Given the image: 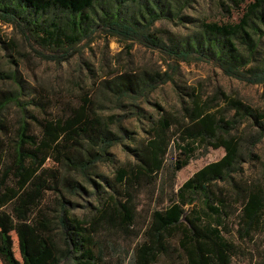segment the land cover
I'll return each instance as SVG.
<instances>
[{
    "label": "trees",
    "instance_id": "obj_1",
    "mask_svg": "<svg viewBox=\"0 0 264 264\" xmlns=\"http://www.w3.org/2000/svg\"><path fill=\"white\" fill-rule=\"evenodd\" d=\"M191 1L0 0V22L16 27L43 59L67 62L83 42L102 36L125 42L128 48L140 43L157 49L167 56L168 67L125 69L104 77L93 98L84 95L77 104L69 102L57 116L51 98L37 96V91L24 102L23 84L0 88L3 264H109L107 250H115L117 236L142 237L133 249V264H158L163 257L175 256L182 264H230L238 250L226 235L232 232L228 219L235 203L239 238L251 239L256 231H264V169L252 181L243 176L244 164L264 137V111L220 88L206 96L176 78L183 62H212L230 77L264 86V0H231L242 8L238 21L201 20L192 32L166 40L156 22L191 19L183 14ZM3 44L13 47L14 40ZM170 81L179 110L150 116L147 135L139 140L122 125L121 115L102 110L110 100L140 119L138 103ZM11 104L20 112L17 123L7 115ZM244 121L258 126L256 131L240 130ZM126 138L133 160L119 164L113 178L106 177L99 165L114 163L111 149ZM174 142L196 143L204 151L222 147L225 154L194 172L167 205L151 210L145 229L136 231L138 192L157 180ZM188 161L175 165L173 173ZM50 192L55 196L45 203ZM83 192L93 196L89 215L74 212L76 197ZM198 199L217 215V223L185 207Z\"/></svg>",
    "mask_w": 264,
    "mask_h": 264
},
{
    "label": "rangeland",
    "instance_id": "obj_2",
    "mask_svg": "<svg viewBox=\"0 0 264 264\" xmlns=\"http://www.w3.org/2000/svg\"><path fill=\"white\" fill-rule=\"evenodd\" d=\"M183 14L191 19L158 20L155 24L158 33L168 40L192 32L196 29L198 21L201 20L219 23L238 21L242 15V8L236 6L231 0H192L184 9ZM0 35L3 41L14 40L13 47H7L3 41H0V88L8 90L15 88L18 84H23L25 86L23 91L25 94L22 96L24 102L29 101L37 91V96L51 98L52 103L56 106L53 108V114L56 116L58 112H65L68 109L67 103L69 102L77 104L84 95L93 98L97 93V83L104 77L113 76L125 69L165 70L168 68L165 62L167 56L163 52L140 43H134L131 48H128L125 42H120L116 38L105 39L102 36H97L92 42H83L76 56L59 64L38 56L13 25L0 22ZM262 46L264 48V38ZM176 78L183 86L195 85L206 96L220 88L241 98L254 108L264 111L263 85L249 84L230 77L215 63L183 62ZM104 103L103 112L121 115L123 117L122 125L137 140L147 135L145 129L150 116L157 117L165 111L176 113L180 108L176 87L171 81L160 85L146 99L138 103L143 114L140 119L134 116L136 114L131 113L132 110L128 107H119L110 100H105ZM19 114V109L15 104H11L7 109L8 118L14 123H17ZM257 127L252 126L249 121H244L240 130L254 133ZM125 143H129V139L126 138L123 143L112 147L114 163L99 165L100 172L106 177L113 178L119 164L133 160ZM253 153L254 156L249 157L244 164L245 172L243 174L245 179L251 181L263 175L264 137L253 148ZM224 154L225 149L222 147L217 149L210 147L208 151H204L203 147L196 143L191 145L172 143L166 156L165 166L160 171L157 180L154 184L143 187L138 192L136 231L145 229L154 207L167 205L174 192H177L194 172L209 162L220 159ZM187 157H189L187 164L173 173L175 165L183 162ZM95 179H99V177L95 176ZM47 196L45 203L52 201L55 194L50 192ZM76 200L79 206L74 212L79 215H89L92 210L90 203L93 201V196L89 192H83L81 197H76ZM185 207H190L189 212L192 211L193 214L199 215L211 223H217V219L219 220L201 199ZM232 209L235 213H232L228 219V225L232 232L226 235L229 239L236 241L238 250L230 264H264L262 256L264 231H256L251 239L239 238L236 233L238 204L235 203ZM13 235L16 255L21 258L17 235L15 233ZM113 239H115V250L108 249L106 256L109 264H133V249L142 240V237L117 236ZM0 264H3L1 260ZM63 264L75 263L73 260H69ZM158 264H182V260L176 256L171 259L163 257Z\"/></svg>",
    "mask_w": 264,
    "mask_h": 264
},
{
    "label": "water",
    "instance_id": "obj_3",
    "mask_svg": "<svg viewBox=\"0 0 264 264\" xmlns=\"http://www.w3.org/2000/svg\"><path fill=\"white\" fill-rule=\"evenodd\" d=\"M190 209V207L188 208V210Z\"/></svg>",
    "mask_w": 264,
    "mask_h": 264
}]
</instances>
